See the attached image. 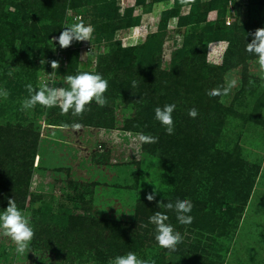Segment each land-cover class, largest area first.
<instances>
[{"label": "rangeland", "instance_id": "1", "mask_svg": "<svg viewBox=\"0 0 264 264\" xmlns=\"http://www.w3.org/2000/svg\"><path fill=\"white\" fill-rule=\"evenodd\" d=\"M32 1L43 17V0H27L24 4L22 0H0V13L5 15L2 20L0 15V45H4L0 48V90L9 92L6 100L0 97V211L10 198L14 199L30 217L35 233L30 252L24 255L16 254L9 238L0 237V264H109L128 252L140 259L151 258L155 264H195L194 257L205 264H264V80L259 76L254 54L245 61L236 54L231 56L220 77L207 71V66L224 64L230 47L226 38H208L209 23L221 19L219 6L208 11L205 20L180 27L178 17L162 25V12L174 7L177 0H155L149 12L147 6H136V0H116L115 11L118 8L123 13L125 8L133 7L132 13L140 16V23L114 29L115 21L99 16L103 2L60 0L56 9L60 20L57 17L51 21L29 14L25 7ZM248 1L229 0L224 16L227 26L233 25L235 17L241 23L246 21ZM76 2L81 6H72ZM191 7L182 4L178 14H188ZM76 16L82 17L85 25H92L94 32L91 41L72 42L70 49L77 48L74 53L60 48L58 37ZM31 19L37 27L25 26V21ZM252 20L258 19L254 16ZM104 22L114 23L101 33ZM29 31L39 40L25 35L29 43L24 44L18 34ZM99 42H112L114 51L98 58L107 51ZM231 48L236 50V45ZM198 49H202L204 58L197 54ZM42 59L44 64L40 63ZM53 60L59 62L58 69L51 68ZM82 71L99 73L108 80L104 94L108 102L104 107L93 101L80 117L71 111L62 115L59 107L39 104L22 110L23 100L29 97L27 84L38 90L44 77L50 87H67L64 77ZM231 78H236L238 84L228 95H207ZM133 80L137 81L135 88ZM250 80L254 84L250 85ZM169 88L173 89L172 101L166 97ZM172 103L176 105L172 113L174 134L167 135L155 119L154 109ZM192 108L198 110L195 118L188 115ZM208 113L218 115L216 132L211 131ZM73 123H80L82 128L73 131L64 127ZM195 126L200 129L196 134L192 129ZM206 126L209 129H204ZM179 131L205 135L209 143L215 142L209 146L214 156L219 151L239 150L243 167L224 177L230 182L214 188V170L199 184L193 173L184 176V170L167 157L162 142L140 145L135 139L138 133L158 140L177 138ZM208 159L204 166L210 163ZM25 182L28 188L21 202ZM212 190L224 203L211 224L214 231L191 228L169 218L166 223L191 246L183 248L180 243L177 248L181 251L174 252L160 248L154 234H149L155 232L149 217L155 211L166 215L170 211L172 217L176 213L158 204L174 203L187 191H200L199 196L206 198ZM154 191L155 200L148 201L147 195ZM207 203L195 204L210 211L208 199ZM228 205L237 208L234 215L226 214ZM67 215L82 219L87 231L77 225L62 233V223L68 225ZM146 230L148 240L133 243L131 237L136 233L145 237ZM220 230L225 233L220 235Z\"/></svg>", "mask_w": 264, "mask_h": 264}, {"label": "trees", "instance_id": "2", "mask_svg": "<svg viewBox=\"0 0 264 264\" xmlns=\"http://www.w3.org/2000/svg\"><path fill=\"white\" fill-rule=\"evenodd\" d=\"M22 0V3L24 4L27 0ZM86 1V0H85ZM94 1H99V2H103L104 5L102 7H100V13L99 16L101 18H110L111 21H115L114 22H107L104 24V26H102L101 28V33H102V29H104V31H106L105 29L107 27H109V25H111L112 23L116 24L114 27V29L116 28H126V27H131L133 25H138L140 23V16L138 14L132 13L133 12V7H127L125 8V10L123 11V13L118 11V8L115 11V2L116 0H94ZM157 1H161V0H157ZM43 5L41 6V9L43 8V10L45 11V15L39 16L38 12L35 9V1L29 2L27 3V7H25V9H28L29 14H33V15H37L38 18H43V19H48L51 21H55L57 19V17H59L58 19L60 20V14H56V9L59 5L60 0H43ZM155 2V0H136V6H147L148 8H146V12L150 11L151 6L153 5V3ZM79 2L72 3V6H81V4H78ZM75 4V5H74ZM181 2L180 0L176 1V5L170 9H166L162 12V25L165 26L167 21H169L170 19L174 18V17H178V23L180 25V27L186 25L188 22L192 25L195 24L197 21H202L205 20L206 14L208 13V11H210L211 9H213L214 7L219 6L221 13V19H218L219 21L217 22H211L208 25V30L209 35L208 38L209 39H213V38H226L229 40L230 42V47L228 48V51L226 52V56H225V60H224V64L221 66H214L212 68H209V66H207V71L209 72V74L212 75H216L218 77L221 76V74L228 68V62L231 56H233L234 54L237 55V57L240 58V61H245V59L252 57V54L248 53L245 49H246V44L249 43L248 40L250 37H252L250 35V33H254V31L257 28H261L264 27V0H249L248 4L246 5L247 8V19L245 22H240L238 21L237 17H235V22L233 23L232 26H227L224 20V16L227 14V9H228V5H229V0H210L209 2H201V0H195L194 4H191V10L188 14L186 15H180L179 13V8L181 6ZM115 12V13H114ZM0 15H2V12L0 13ZM32 15V16H33ZM219 15V14H217ZM3 18L1 17V20L4 19V14L2 15ZM254 16L258 19L256 21H253L252 19L254 18ZM7 17V16H6ZM25 17V16H24ZM249 17H251V19H249ZM21 18H23V16H21ZM20 18V19H21ZM18 20V18L16 19ZM35 20L31 19V22H26L25 26H33L35 25ZM161 22V21H160ZM195 22V23H194ZM19 23V21H18ZM188 23V24H189ZM187 24V25H188ZM21 26V25H19ZM17 27V25L13 28L15 30V28ZM35 27H37L35 25ZM3 26H0V31H2ZM55 29H57V27H55ZM45 31V30H44ZM34 32V31H33ZM32 32L29 31L28 34L24 33L22 35L18 34L17 38H20L22 40V43L24 44H28L29 42L26 40L25 35H32L34 37V41L39 40V38L37 37L36 34H31ZM108 41V40H106ZM103 43V42H102ZM102 43L99 42L100 45H102ZM10 46H12V42L9 43ZM103 45L107 48V51H105L104 53L98 54V58L99 56H105L108 53H111L112 51H114L115 48H113V43L112 42H104ZM236 45V50H232V46ZM4 45H0V48L2 49ZM72 47V44L71 46ZM70 47L66 48V50H72V52L76 53L77 52V48L75 49H70ZM203 48V47H202ZM202 49H198V53L201 57L204 58L202 52ZM54 51V50H52ZM61 51V50H60ZM180 52V51H179ZM201 52V53H200ZM77 58V57H75ZM204 61V59H202ZM205 63V61L203 62ZM204 65V64H202ZM207 72V73H208ZM172 88L167 89L166 91L168 92L166 97L169 99V101H172L173 99V95L171 94L170 91H172ZM190 91H193L192 89H190ZM206 109V108H205ZM210 112L209 110H205ZM149 113V112H148ZM150 115V121H153L151 113H149ZM207 116L210 117V128L211 131H217L216 127L218 125V115L215 113V116L212 117V115H210L209 113L207 114ZM148 125H151L150 123H147ZM145 126V124L143 125ZM191 127V126H190ZM147 128V127H146ZM184 127H181L179 130H182ZM193 132L196 134L197 132L200 131V129L198 128V126H195L192 128ZM204 129H209L207 126ZM179 133H181V135L177 138H164L162 137V139L160 138V140H158L159 142H162V150L164 148L165 150V154H167L168 158H170V160H173L176 164V166L179 169L184 170V176H189L193 173V175H195V177L197 178L196 181L198 182L199 180L204 179L205 177H207L206 175L211 174V171H215V178H213V183L211 186H213L214 188L219 186L221 182H230V179L224 178L229 176V174L231 173H237V171L239 169H241L244 165L243 160L240 159V151L239 150H226V151H219L218 154H216L215 156L213 154H210L211 150H209V146H214V143H209L204 136H196L194 134V136H192V134L190 132H185L183 133L182 131ZM24 136L27 135L26 133L23 134ZM158 142V143H159ZM36 150V144H34L32 146V152L29 154L30 155V164L33 161V154L34 151ZM163 150V151H164ZM206 158H209L208 161L210 162L208 165L204 166V161L206 160ZM237 160H238V166H235L237 164ZM236 163V164H235ZM29 167H31V165H29ZM236 167L235 170H233V168ZM196 168V169H195ZM194 171H197V173H195ZM243 171V170H242ZM209 178V177H208ZM234 182V180H233ZM29 183V182H28ZM199 184H201V182H198ZM24 187L22 189H24L23 191L21 190V197L20 200L21 202H24V199L26 198V188L27 187V182H25ZM193 189V188H191ZM181 191H179L177 194L179 195ZM201 193L203 194L204 192L201 191ZM215 190H212L211 192L208 191V195H206V198L204 196L200 197V191H198L196 194L195 193H191L190 191L185 192L184 194L180 195L181 199H189L191 200V202L193 203L194 207L191 211V213H189L191 216L194 217L193 222L188 225L191 228H200L203 231H208L211 232L214 231V227L211 225L214 218L217 216V210L218 208H220L219 206L224 204L222 203V199L223 198H219L217 196H215ZM188 194V195H186ZM249 193L246 194L245 199H247ZM188 196V197H186ZM176 197V196H175ZM174 197V198H175ZM196 197V198H195ZM198 197V198H197ZM202 198L203 201H201L200 199ZM207 199L209 200V202L211 203V207L212 209L210 211H204L202 207H198L197 204H199V206L201 205V203H207ZM176 200H174L175 202ZM197 203V204H195ZM207 206L208 203L206 204ZM198 207V208H197ZM237 208L232 207L230 205H228L226 207V214H231L234 215V211ZM168 213V217L172 218L173 222H177L176 219V215L174 217L170 216V211L169 212H165ZM76 219V220H75ZM68 220V225H66V223H62V225L64 226L61 231L62 233L66 234L67 230H70L73 227H76L77 225L79 226V228L81 230H83V232L87 231V228L85 226V223L82 219H77V217H74L73 215H67L66 216V221ZM65 221V222H66ZM202 223V224H199ZM144 228H149L147 225H144ZM212 227V228H211ZM89 228V225H88ZM220 235L224 234L225 231L224 230H220L218 232ZM146 236H142L140 233H136L134 234L131 239L134 242H137L138 240H148V230L145 231ZM149 234H154V236L156 235V233L154 231H151ZM74 239V238H73ZM72 239V241H74ZM71 241V239H70ZM64 243L66 242V239H64L63 241ZM183 241L182 242V246L183 248H185V245L191 246L190 242ZM69 247V246H68ZM70 248V247H69ZM198 248V247H197ZM178 251H181V248H177ZM201 250H203V248H201ZM204 251V250H203ZM186 260H188L187 258H185ZM193 261L195 262V264H205L206 261L200 260V262L198 260H196V257L192 258ZM184 260V259H183ZM183 262V261H182Z\"/></svg>", "mask_w": 264, "mask_h": 264}, {"label": "clouds", "instance_id": "3", "mask_svg": "<svg viewBox=\"0 0 264 264\" xmlns=\"http://www.w3.org/2000/svg\"><path fill=\"white\" fill-rule=\"evenodd\" d=\"M181 4L191 5L195 0H180ZM58 37V44L60 48L66 49L71 46L73 41L83 42L91 41L93 38L94 27L92 25H85L83 18L75 17V22L67 25ZM252 36L251 42L246 44V51L254 54L257 57V64L259 66L258 72L261 80H264V27L257 28ZM41 64L45 61L42 59ZM51 68L58 69L59 62L51 61ZM11 75V72L9 73ZM64 83L67 87H50L47 80L41 77L38 90L33 87L31 83L25 87L29 93V97L22 102V110H29L35 108L37 104L45 108L59 107L61 114H71L80 117L88 109L93 101L100 107L107 104L105 93L108 90V80L102 77L99 73L88 71L79 72L76 75H66ZM238 80L236 78L227 79L226 85L218 86L210 89L207 92L209 97H222L228 95L231 90L236 87ZM249 84H254L249 81ZM137 86V81H132V87ZM9 92L7 90H0V97L7 99ZM223 103V100H221ZM176 105L166 104L154 109L155 119L165 128L167 135L174 134V121L172 113ZM188 115L195 118L198 115V110L195 108L189 109ZM65 128L70 127L73 131H79L82 128L80 123H73L72 125H64ZM138 144H153L158 142V137L138 133L136 136ZM148 201L155 200V191L147 195ZM159 208L172 210L176 213V219L181 225H190L194 217L191 213L194 205L189 199H177L174 203L160 202ZM134 215V214H130ZM169 217L161 211L149 217V223L155 226V240L162 249H167L169 252L177 250V246L183 242V236L174 227L166 223ZM34 229L28 217L24 212L18 208L14 199H9L7 207L0 211V237H7L15 245V252L17 255H24L30 252V245L34 238ZM109 264H155L151 258L140 259L133 252H128L125 255H118Z\"/></svg>", "mask_w": 264, "mask_h": 264}, {"label": "built area", "instance_id": "4", "mask_svg": "<svg viewBox=\"0 0 264 264\" xmlns=\"http://www.w3.org/2000/svg\"><path fill=\"white\" fill-rule=\"evenodd\" d=\"M88 49H91L90 46H88Z\"/></svg>", "mask_w": 264, "mask_h": 264}]
</instances>
